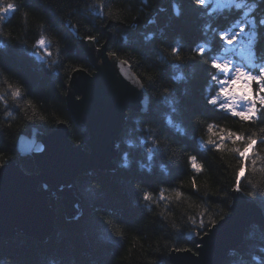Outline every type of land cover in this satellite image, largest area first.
<instances>
[{
  "label": "trees",
  "instance_id": "trees-1",
  "mask_svg": "<svg viewBox=\"0 0 264 264\" xmlns=\"http://www.w3.org/2000/svg\"><path fill=\"white\" fill-rule=\"evenodd\" d=\"M9 2L25 4V0H3V5ZM101 2L105 5L103 15H97V0H27L26 7H20L0 21L3 28L0 62L12 69L0 70V96L8 101L5 105L0 100V164L14 160L25 172H38L33 157L18 152L17 139L25 131L47 134L59 122L68 126L71 142L85 148L81 133L68 112L65 94L74 70L88 73L95 70L84 46L88 36L96 37L91 42L98 49L105 44L109 56L116 52L114 58L126 61L144 83L148 82V76L160 71L158 65L162 64L170 67L172 75L188 77L189 83L179 86L167 81L170 87H178V94L187 97L182 114L173 115L174 123L184 128L185 134L169 131L165 141L167 156H158L149 174L138 167V160L148 163L143 153H133L131 172L122 168L125 145L120 133L113 166L88 170L77 177V188L83 197L79 212L67 217L61 200L57 199L54 228L45 241L23 234L0 237V264H171L169 255L173 246L195 251L196 244L189 241L188 233L195 231L196 226L189 217L199 220L200 213L207 209L204 219L207 221L211 216L218 221L230 213L231 188L241 163L236 149H243L241 142L228 138L230 132L260 141L255 149L257 163L255 166L249 163L242 186L244 192L264 190V120L250 123L213 111L211 106L205 107L203 96L209 73L205 61L209 54L200 57L194 51L195 46L207 47L208 41H216L218 31H238L239 23L245 19V9L233 7L212 12L217 0H207L203 6L195 5L194 0H181L183 15L176 19L173 0ZM255 2L258 7L248 18L259 20L264 17V2ZM153 18L156 23H149ZM257 27L258 43L248 45L249 26L243 37L228 46L236 49L228 58L249 70L264 64V28ZM149 35L153 39L146 40ZM41 37L51 56L39 49L37 41ZM174 44L183 45L178 57L171 52L170 46ZM22 48L37 52L43 61L24 54ZM212 55H220V52ZM172 64L180 66L171 67ZM10 84L21 88L20 98L12 97ZM253 89H257L255 84ZM29 100L31 104L27 103ZM149 103L158 125L163 128L171 115L169 109L151 98ZM30 115L33 121L27 120ZM209 124L214 125L211 131ZM221 136L225 138L224 146L216 151L208 145V140L219 142ZM189 156L197 157L202 171L191 168ZM161 164L166 171L161 170ZM194 176L198 194H194L191 187ZM133 181L142 182L140 194L151 192L155 202L136 201L130 193ZM177 192L183 195L177 197ZM117 231L122 235L116 236ZM254 231L255 235L250 237L249 233ZM261 243L264 240L260 232L249 225L242 242L226 253L221 264H252L250 254L264 256L257 252Z\"/></svg>",
  "mask_w": 264,
  "mask_h": 264
},
{
  "label": "water",
  "instance_id": "water-1",
  "mask_svg": "<svg viewBox=\"0 0 264 264\" xmlns=\"http://www.w3.org/2000/svg\"><path fill=\"white\" fill-rule=\"evenodd\" d=\"M95 70H74L65 94L66 106L83 138L82 145L69 139V128L59 122L49 133L35 131L36 146L43 152L19 153L32 156L38 169L25 172L14 160L0 167V237L23 234L40 242L52 233L57 217L56 200H61L67 217L76 215L83 201L77 177L92 169H108L116 156V142L130 104L136 97L120 76L137 77L125 63L109 56L105 44L99 49L84 41ZM21 136V135H20ZM17 139L18 143L23 141ZM18 150V149H17ZM230 215L217 221L202 236H188L196 250L171 251V264H221L226 253L240 244L246 227L261 218V210L240 193L232 192Z\"/></svg>",
  "mask_w": 264,
  "mask_h": 264
},
{
  "label": "snow or ice",
  "instance_id": "snow-or-ice-1",
  "mask_svg": "<svg viewBox=\"0 0 264 264\" xmlns=\"http://www.w3.org/2000/svg\"><path fill=\"white\" fill-rule=\"evenodd\" d=\"M99 4V10L97 15H103V9L105 5L101 0H97ZM207 0H194L195 5L203 6ZM264 2V0H261ZM175 7V16L176 19H180L183 15L180 4L181 0H173ZM27 0H25L24 5H18L15 3H7L6 6L3 5V0H0V21H3L5 17H10L12 14L17 12L20 7H26ZM235 9H245L243 15L244 18L239 23V30L226 31L221 30L216 33V41H208L207 47L200 44L194 47V51L200 57H204L206 54H209L208 61H205L207 68L209 70L207 77V84L205 85V95L203 96V103L205 107L211 106L213 111H218L220 113L227 114L232 117L239 118L243 121L250 123H255L261 120H264V64L256 67L255 70H249L246 67L239 66L233 59L228 58V54L235 52L234 47L229 48L228 46L233 45L234 41H237L238 38H241L245 35V29L250 26V31L247 33L248 45L252 46L259 41V32L258 25L261 28H264V17L249 19L248 17L255 13L258 4L255 0H252L249 3V0H217L215 8L212 9V12L219 10H230ZM149 23H156L155 18L151 19ZM210 30V29H209ZM205 31V35H207ZM0 34H3V28L0 27ZM231 37V38H229ZM87 40L94 41L95 36L86 37ZM127 39V38H126ZM146 40H151L153 37L151 35L145 37ZM38 46L44 47V50L48 56H51V52L47 50L46 41L41 37L37 41ZM171 47V52L173 56H179L183 45L176 46L175 44ZM3 48V45H0V49ZM243 49H241L242 51ZM21 51L31 57L36 58L39 61H43V57L35 51L28 52L26 48H22ZM219 51L220 55H212ZM112 57H116L117 53H110ZM118 66H123L126 61H118ZM179 64H172L171 67H179ZM50 67V65L48 66ZM160 71L157 72L154 76L147 77V83H144L138 77H129L123 71L119 74L124 82L125 87L129 92L135 95L136 102L135 104H130L128 106L129 111L124 117L123 125L120 129L121 140L125 145V151L122 153V168L126 171L131 172L133 167V153H143L144 157L148 161L147 164L137 161L138 167L140 170H146L149 174L152 172V162L158 156H167V144L165 141L169 138L168 133L171 130H174V134H185L184 128L180 127L179 124L174 123L173 115H181L183 105L186 95L178 94V87H170L167 81H170L172 85L179 86L181 83L188 84V77L185 75H172L170 67L168 65H158ZM0 70L12 71V69L7 68L2 62H0ZM76 71H80L77 69ZM215 74H212V73ZM242 82L244 85V91L237 92L236 85ZM257 85V89L253 92H249L248 89L252 85ZM9 88L12 89V97L14 99L20 98L22 95L20 87H13L11 84ZM162 88V92H161ZM213 90L214 94H213ZM150 98L159 103H163L169 109L171 115L166 119L165 125L163 128L157 123L155 112L153 111L152 106L149 103ZM0 100L4 102L5 105L8 104V101L4 99L3 96H0ZM28 104H31L32 101H28ZM17 110H21L17 107ZM11 115V113H8ZM33 116H27L28 121H33ZM43 121L44 117H40ZM193 122L195 123V117H193ZM214 125L209 124V131L213 129ZM35 131L31 133L28 131L22 132L20 139L22 143L17 144V149L20 153L31 152H43V145L36 146L37 142L35 140ZM229 139H233V142H241L243 144V149H236L239 154L241 163L238 170L235 173V180L232 185L231 191L235 193H240L251 203L255 204L261 210V218L253 221L250 224V227L254 230H257L261 234V239L264 240V190L261 191H249L244 192L242 186V181L247 175V168L249 163L253 166L256 165V147L260 141L252 136H241L236 133L230 132L228 135ZM225 138L220 137L219 142L209 138L208 145L211 148H214L216 151H219L224 146ZM204 147V145H201ZM251 150V151H250ZM189 164L191 168L196 171H202V165L197 163L196 156L188 157ZM6 163V161H5ZM3 165L0 164V167ZM161 170L166 171L163 164L160 165ZM140 183L133 181L130 183V193L135 197V200L143 203L144 201L153 200L152 193L149 191H143L142 195L140 194ZM191 187L195 190L194 194L199 193V186L196 184L195 176L192 178ZM161 198H164V193L161 191ZM177 197L183 195L181 192L176 193ZM227 203L228 201H224ZM207 209H204V212L200 213L199 220L196 217H189L191 224L196 226L195 231L188 233V236H199L200 233L204 232L206 228H215L217 221L212 219L209 216L208 220L204 219V214L207 212ZM230 215V214H229ZM224 217H221L223 220ZM105 223H108L105 221ZM207 234V233H205ZM116 236H121L122 234L117 231ZM254 232H250L249 236H254ZM114 243L118 241H113ZM172 251L174 252H188L191 251L189 248H178L173 246ZM258 253H264V243H261L257 246ZM250 259L252 264H264V256L257 254H250Z\"/></svg>",
  "mask_w": 264,
  "mask_h": 264
},
{
  "label": "rangeland",
  "instance_id": "rangeland-1",
  "mask_svg": "<svg viewBox=\"0 0 264 264\" xmlns=\"http://www.w3.org/2000/svg\"><path fill=\"white\" fill-rule=\"evenodd\" d=\"M235 42V41H234ZM233 42V43H234ZM39 49L40 50H43V52H45V50H44V47H42V46H39ZM246 54V52H244V55ZM42 57V56H41ZM239 66H241V67H243L242 65H239ZM256 87H257V85H256ZM245 89H244V85H243V83L242 82H240V83H238L237 85H236V91L237 92H241V91H244ZM248 91L249 92H253L254 91V89H253V85H252V87L250 88V89H248Z\"/></svg>",
  "mask_w": 264,
  "mask_h": 264
}]
</instances>
